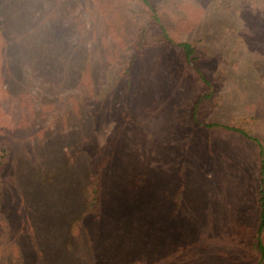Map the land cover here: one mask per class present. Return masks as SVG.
Wrapping results in <instances>:
<instances>
[{
  "label": "rangeland",
  "instance_id": "obj_1",
  "mask_svg": "<svg viewBox=\"0 0 264 264\" xmlns=\"http://www.w3.org/2000/svg\"><path fill=\"white\" fill-rule=\"evenodd\" d=\"M149 3L264 148V0ZM199 94L138 0H0V264H264L255 143Z\"/></svg>",
  "mask_w": 264,
  "mask_h": 264
},
{
  "label": "trees",
  "instance_id": "obj_2",
  "mask_svg": "<svg viewBox=\"0 0 264 264\" xmlns=\"http://www.w3.org/2000/svg\"><path fill=\"white\" fill-rule=\"evenodd\" d=\"M138 2L145 9L148 18V24H151L153 27H155L159 39L178 48L181 54L184 71L195 80L199 87L201 94L195 98L189 112L191 121L199 126L220 127L222 129L236 132L243 138L252 140L255 143L258 174L256 187L253 193L254 221L253 224L242 227L241 235L245 238V244L247 248L254 253L258 259V262H260L264 258V148L258 138L253 137L247 131L241 128L204 121L203 113L211 105L213 85L211 80L207 78L197 66V63L200 59L198 50L187 41H181L177 43L173 42L168 35L166 23H164L161 15L149 3V0H138ZM140 41L141 40H138L137 42L138 46H141ZM5 157L6 151L0 148V176ZM93 192L97 193V190L93 189ZM2 198L3 195L0 185V204L2 202Z\"/></svg>",
  "mask_w": 264,
  "mask_h": 264
}]
</instances>
